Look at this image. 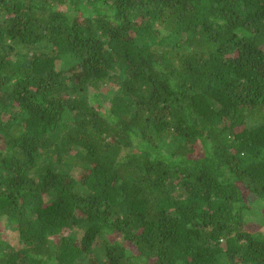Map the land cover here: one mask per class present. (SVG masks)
<instances>
[{
	"label": "trees",
	"instance_id": "trees-1",
	"mask_svg": "<svg viewBox=\"0 0 264 264\" xmlns=\"http://www.w3.org/2000/svg\"><path fill=\"white\" fill-rule=\"evenodd\" d=\"M263 221L264 0H0V264H264Z\"/></svg>",
	"mask_w": 264,
	"mask_h": 264
},
{
	"label": "rangeland",
	"instance_id": "rangeland-1",
	"mask_svg": "<svg viewBox=\"0 0 264 264\" xmlns=\"http://www.w3.org/2000/svg\"><path fill=\"white\" fill-rule=\"evenodd\" d=\"M262 224H264V221L262 222ZM8 226V225H7Z\"/></svg>",
	"mask_w": 264,
	"mask_h": 264
}]
</instances>
